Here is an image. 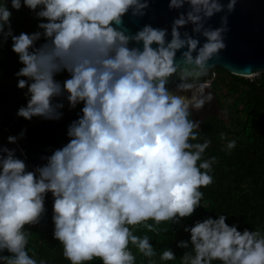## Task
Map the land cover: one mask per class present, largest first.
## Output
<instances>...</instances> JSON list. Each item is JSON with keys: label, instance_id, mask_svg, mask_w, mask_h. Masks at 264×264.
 I'll use <instances>...</instances> for the list:
<instances>
[{"label": "clouds", "instance_id": "clouds-1", "mask_svg": "<svg viewBox=\"0 0 264 264\" xmlns=\"http://www.w3.org/2000/svg\"><path fill=\"white\" fill-rule=\"evenodd\" d=\"M152 2L11 0L13 10L23 6L39 21L35 32L19 35L6 0L0 3V46L11 40L22 65L16 87L26 89L17 117L59 121L65 103L69 110L82 105L67 126V143L32 169L16 149L0 145V264H38L27 250L28 228L44 217L48 194L53 239L70 264H137L133 248L148 264H158L157 256L176 259L136 232L159 235L169 231L162 223L180 225L201 207L200 189L213 183L215 157L202 160L211 141L198 142L202 122L192 116L214 99L206 91L211 80L203 78L227 47L238 0H168V10L178 12L170 27L130 32L124 17L143 18ZM220 13L219 26H209ZM188 26L191 32L180 31ZM61 74L63 81L56 79ZM173 76L178 83L170 90ZM23 138L22 130L7 143ZM228 217L184 226L189 239L176 244L184 250L180 264H264V232L239 231Z\"/></svg>", "mask_w": 264, "mask_h": 264}, {"label": "trees", "instance_id": "trees-1", "mask_svg": "<svg viewBox=\"0 0 264 264\" xmlns=\"http://www.w3.org/2000/svg\"><path fill=\"white\" fill-rule=\"evenodd\" d=\"M3 2L5 0H0V3ZM6 3L12 13L10 24L14 35L21 32L31 34L37 30L39 21L33 12L23 6L16 11L11 8V0H6ZM21 67L17 55L11 51L9 39L0 46V133L4 132V128L12 127L20 134L35 122V118L25 121L16 115L18 108L26 104V89L19 90L16 87L15 73ZM218 70L226 76L224 81L227 80L223 94L225 108L221 111L222 114L226 113L229 127L212 116L201 121V139L198 142L204 139L211 141L202 160L215 157L210 173L213 183L200 189L203 192L201 207L191 217L182 220L180 225L162 223L159 227L168 228L166 233L157 235L147 233L144 229L136 232L140 236L147 234L158 254L167 248L174 252L176 259L173 261H159L157 256L155 259L158 264H180L184 250L177 248L176 244L189 239L183 227H191L194 222L208 217L216 218L225 214L229 216L226 223L230 226L235 224L239 231L247 228L264 232V72L248 81ZM60 77L58 75L56 79ZM221 134L225 135V139H221ZM231 140L236 141V147L229 150L226 145ZM52 203L51 194H48L44 217L38 225L28 228L32 235L27 250L29 255L35 253L33 258L38 264L41 259L47 264H70L62 256V246L53 239ZM132 251L137 255V264H148L134 248ZM90 264H100V261L94 260Z\"/></svg>", "mask_w": 264, "mask_h": 264}, {"label": "water", "instance_id": "water-1", "mask_svg": "<svg viewBox=\"0 0 264 264\" xmlns=\"http://www.w3.org/2000/svg\"><path fill=\"white\" fill-rule=\"evenodd\" d=\"M225 4L227 0H222ZM187 6H185L186 8ZM181 9L180 11H184ZM178 12L168 10V0H153L147 9V14L140 19H134L130 15L124 17V26L130 32H136L145 24L153 27H170L172 20ZM220 13L208 21V25L215 28L219 26ZM229 31L225 37L226 49L219 54V59L209 63V75L203 80H210L211 73L220 69L225 73L241 78H249L257 74L252 72H264V0H238L235 10L228 16ZM191 32V26L180 30ZM201 43L203 39L201 38ZM179 56V53L177 54ZM258 73V74H259ZM178 83L177 77L169 79L168 87L175 89ZM185 95H191L185 93ZM82 105L74 110H69L67 104L63 111V117L59 121H45L35 118V122L24 130V138L16 144H8L7 138L0 134V145L9 149H16L17 157L25 159L29 169L43 163L40 157L51 154V151L67 143V126L77 118ZM211 115L221 122L225 118L217 109L214 100L206 104L201 112L193 113L192 119L201 121L205 116ZM191 119V117H190ZM21 150L24 155L21 156Z\"/></svg>", "mask_w": 264, "mask_h": 264}, {"label": "rangeland", "instance_id": "rangeland-1", "mask_svg": "<svg viewBox=\"0 0 264 264\" xmlns=\"http://www.w3.org/2000/svg\"><path fill=\"white\" fill-rule=\"evenodd\" d=\"M213 73H214V77H213V80L211 81V86L207 89V92H211L213 97L217 100L218 105L220 106V108L218 107V110L222 114L221 109L225 108V101L223 99V96H224L223 94L225 93V87L224 86H225V83L227 82V80L224 81V79H226V76L222 72H220L218 69H215ZM256 78H258V74L255 76H251L249 78H246V79H248V81H250V80H253ZM221 80L224 82H222ZM223 124L226 127H229V123H228L227 118H225V121L223 122ZM15 132H17L16 129L9 127L6 130H4V132H1L0 134L3 135L5 138L9 137L11 134H12L11 136H18L19 133L17 132L15 134Z\"/></svg>", "mask_w": 264, "mask_h": 264}, {"label": "built area", "instance_id": "built-area-1", "mask_svg": "<svg viewBox=\"0 0 264 264\" xmlns=\"http://www.w3.org/2000/svg\"><path fill=\"white\" fill-rule=\"evenodd\" d=\"M213 72L211 73V75L214 77V73ZM213 77L210 79L211 81L213 80ZM65 78H67V75L66 74H61V77H60L59 80L63 81ZM206 91H207V89H206ZM4 130H6V129L4 128Z\"/></svg>", "mask_w": 264, "mask_h": 264}, {"label": "flooded vegetation", "instance_id": "flooded-vegetation-1", "mask_svg": "<svg viewBox=\"0 0 264 264\" xmlns=\"http://www.w3.org/2000/svg\"><path fill=\"white\" fill-rule=\"evenodd\" d=\"M214 100V102H215V105H216V107L218 106L219 108H220V106L218 105V102H217V100H215V98L213 99ZM218 107H217V109H218ZM211 115H207V116H205L203 119H201V121L202 120H204L206 117H210ZM213 117V116H212Z\"/></svg>", "mask_w": 264, "mask_h": 264}, {"label": "bare ground", "instance_id": "bare-ground-1", "mask_svg": "<svg viewBox=\"0 0 264 264\" xmlns=\"http://www.w3.org/2000/svg\"><path fill=\"white\" fill-rule=\"evenodd\" d=\"M250 77V76H249ZM216 100V99H215ZM216 102V101H215ZM218 107V106H217Z\"/></svg>", "mask_w": 264, "mask_h": 264}]
</instances>
